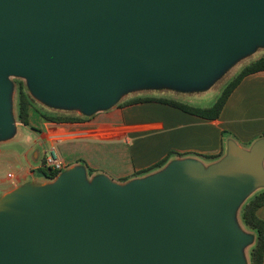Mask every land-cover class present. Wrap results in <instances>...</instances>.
Listing matches in <instances>:
<instances>
[{
	"label": "water",
	"instance_id": "1",
	"mask_svg": "<svg viewBox=\"0 0 264 264\" xmlns=\"http://www.w3.org/2000/svg\"><path fill=\"white\" fill-rule=\"evenodd\" d=\"M263 40L264 0H0V138L15 127L10 75L92 112L130 81L201 82ZM252 154L234 150L209 178L182 161L125 186L74 170L42 195L8 194L0 264H244L228 218L264 180V141Z\"/></svg>",
	"mask_w": 264,
	"mask_h": 264
},
{
	"label": "crops",
	"instance_id": "2",
	"mask_svg": "<svg viewBox=\"0 0 264 264\" xmlns=\"http://www.w3.org/2000/svg\"><path fill=\"white\" fill-rule=\"evenodd\" d=\"M221 68L219 65L213 69L200 83H213ZM179 84L173 82L168 95L158 97L176 101L184 98L178 95L179 86L176 85ZM15 106L17 114V101ZM74 113L71 117L78 120L51 121L32 108L31 124L26 126L22 123V126L38 132L45 149L54 145L65 167L54 179H46L38 174L39 168L43 167L45 149L43 157L39 149L37 160L33 158L37 150L35 145L23 153L9 152L13 162L7 164L3 159L5 153L0 152V171L14 174L12 180L2 174L0 200L19 190L42 195L60 176L74 170L84 171L89 181L105 177L117 184L127 185L160 174L177 162H208L199 155L222 154L224 160L239 148L253 150L258 142L264 141L260 138L264 133V70L244 77L216 119L162 102L147 101L122 106L117 99L109 106L92 112L79 107ZM20 133L18 131L17 136ZM17 136H4L0 138V143L13 141ZM170 152L186 155H173L163 167L137 175V172L156 164ZM257 215L264 220V205L257 210Z\"/></svg>",
	"mask_w": 264,
	"mask_h": 264
},
{
	"label": "rangeland",
	"instance_id": "3",
	"mask_svg": "<svg viewBox=\"0 0 264 264\" xmlns=\"http://www.w3.org/2000/svg\"><path fill=\"white\" fill-rule=\"evenodd\" d=\"M261 56H264V40L253 43L237 51V53H234L233 56L226 59V61L221 64L222 68L220 69L221 71L219 70L220 71L219 75L216 77V79H214V81H212L213 83H209L210 85L205 83L204 84L200 83V80H192L189 78H183L182 80L175 79L172 77H160V78L154 77L152 79L144 78L141 80L130 81L128 83L119 85L117 101L119 103H122L127 99L141 95L165 96V94L168 95V92H170L168 90H170V88L173 86L172 83L179 82L180 84L176 85L179 86L178 95L180 97H184L178 99L180 102H183L186 105L196 108H208L216 102V100L221 95L226 84L240 71V69L243 66H245L246 64L250 63L251 61ZM8 78L11 87L7 93V99L9 103L8 105H9L10 116L13 122L15 123L14 125L15 127H13L14 129L12 133L7 135V138L17 136L18 131H20L21 133L18 134V136L16 137L17 139L13 141L7 143L6 142L0 143V152L5 153V157L3 155V159L6 161V164L11 163L13 161L11 159L12 156L11 154H9V152L23 153L31 145H35L36 149H41L42 157H43V149H45V147L42 146L41 143L42 138L40 137V134L38 132L33 131L32 129H28L27 127L22 126V123L17 119L15 105L17 101L18 84L20 82H23L26 85L30 95L35 100V107L37 108V111L39 113H41L40 109H42L58 117L71 116V115L73 116V114H75L74 110L79 107L81 108V105L79 103L57 101L39 95L36 91H34L31 88L28 79L24 76L10 75ZM35 124L37 125V123ZM247 149L239 148L238 151L245 152L249 156H252L253 150L250 148ZM207 161L208 162L205 164L204 163L198 164L199 167L203 169V175H202L203 178H209L213 170L220 166V164L223 161V155H220V157L214 160H207ZM261 171L264 174V159L261 164ZM119 185L125 186L124 184H119ZM262 187H264V180L257 183L253 187V189H251L240 199V201L233 208L230 217L228 218V224L230 225L233 219V221L236 223V226L239 229V232H241L244 235V236L241 235L243 237V242L237 247L239 250L237 256L244 264H249V253L251 246L254 243L255 237L252 231L248 230L242 223L240 218V210L244 202ZM11 193H15V191ZM231 228L237 232V229H234L233 227Z\"/></svg>",
	"mask_w": 264,
	"mask_h": 264
},
{
	"label": "trees",
	"instance_id": "4",
	"mask_svg": "<svg viewBox=\"0 0 264 264\" xmlns=\"http://www.w3.org/2000/svg\"><path fill=\"white\" fill-rule=\"evenodd\" d=\"M264 70V56H261L250 63L243 66L240 71L226 84L224 87L221 95L216 100V102L208 107V108H196L189 105H186L183 102L167 99L166 97H158V96H149V95H141V96H135L133 98L127 99L124 102L121 103L122 106L130 105L134 103H140V102H147V101H156V102H162L166 104L173 105L175 107H178L182 110H185L187 112L209 118V119H216L220 116L221 111L231 95V93L234 91V89L239 85V83L246 77L247 75L251 73H255L258 71ZM32 108H35L37 111V108L35 107V100L30 95L26 85L23 82H20L17 86V119L21 123H23L26 126H29L31 124L30 121V115ZM40 109V108H39ZM41 115L45 117L48 120L51 121H75L78 120L77 117H71V116H63L58 117L56 115L50 114L42 109H40ZM38 112V111H37ZM261 139H264V133L260 137ZM173 155H186V154H178L176 152H170L165 158L157 162L156 164L152 165L149 168H146L144 170H141L137 172V175H143L147 174L155 169H159L163 167L171 156ZM220 155H199L204 160H214ZM60 172L57 170H52L48 167H41L38 170V174L41 177H44L46 179H54L58 176ZM264 205V187L256 191L253 195H251L242 205L240 210V218L244 226L252 231L254 234V243L251 246L250 253H249V264H263L264 260V220L261 219L257 215V210Z\"/></svg>",
	"mask_w": 264,
	"mask_h": 264
},
{
	"label": "built area",
	"instance_id": "5",
	"mask_svg": "<svg viewBox=\"0 0 264 264\" xmlns=\"http://www.w3.org/2000/svg\"><path fill=\"white\" fill-rule=\"evenodd\" d=\"M0 166H1V161H0ZM43 167H48L51 168L52 170H57L59 172H61L64 169L65 167L64 161L59 156L54 145H50L46 147L44 151ZM2 174H4L8 180L14 179L13 172L6 171L3 173L0 171V181L2 178Z\"/></svg>",
	"mask_w": 264,
	"mask_h": 264
},
{
	"label": "bare ground",
	"instance_id": "6",
	"mask_svg": "<svg viewBox=\"0 0 264 264\" xmlns=\"http://www.w3.org/2000/svg\"><path fill=\"white\" fill-rule=\"evenodd\" d=\"M199 173H200V175L202 176L203 175V169H201L200 167H199ZM231 227H233L234 229H237V232L240 234V235H242V236H244L241 232H239V229H238V227L236 226V223L233 221V219H232V221H231ZM238 248L235 250V254L237 255L238 254Z\"/></svg>",
	"mask_w": 264,
	"mask_h": 264
}]
</instances>
